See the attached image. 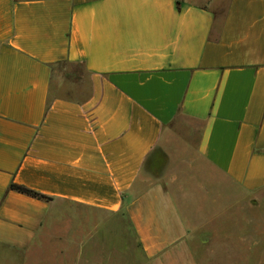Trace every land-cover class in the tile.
Wrapping results in <instances>:
<instances>
[{"label": "crops", "instance_id": "obj_1", "mask_svg": "<svg viewBox=\"0 0 264 264\" xmlns=\"http://www.w3.org/2000/svg\"><path fill=\"white\" fill-rule=\"evenodd\" d=\"M262 197L264 0H0L7 264H262Z\"/></svg>", "mask_w": 264, "mask_h": 264}, {"label": "rangeland", "instance_id": "obj_2", "mask_svg": "<svg viewBox=\"0 0 264 264\" xmlns=\"http://www.w3.org/2000/svg\"><path fill=\"white\" fill-rule=\"evenodd\" d=\"M165 172L168 174V173H172V171L169 169V168H166L165 169ZM170 175V174H168ZM262 204H264V197L261 198V201H260ZM231 203V198H228V204ZM206 214H216V211L215 212H209V213H206ZM255 214L258 215L259 217V223H260V231H259V240H260V245H259V252L260 253H263L264 252V209H260L258 212H256ZM231 223H233V221H230ZM228 229V233L229 232H232V234L234 235L235 234V224L233 223V227H227ZM216 232H217V235H219L220 233H226V229L224 227V229H221V228H217L215 229ZM219 242V241H218ZM227 245H229V242H226ZM192 246H193V249L195 250V253L197 254V258L199 259V262L200 264H206V259H205V254H204V250H203V247L201 245H199L196 241H193L192 243ZM219 248H217V252H216V255H215V258L216 260H212L210 262V264H221V254L220 252L218 251ZM228 259V258H227ZM209 262V261H208ZM261 263L264 264V260H261ZM0 264H7V261L4 260V259H1L0 258Z\"/></svg>", "mask_w": 264, "mask_h": 264}, {"label": "trees", "instance_id": "obj_3", "mask_svg": "<svg viewBox=\"0 0 264 264\" xmlns=\"http://www.w3.org/2000/svg\"><path fill=\"white\" fill-rule=\"evenodd\" d=\"M9 188L15 192H18L20 194H23V195H26V196H29V197H32V198H35L38 200H43V201H47V202L51 200L50 197H47L43 194H40V193L33 191L31 189H28L26 187L16 185L14 183L10 184Z\"/></svg>", "mask_w": 264, "mask_h": 264}]
</instances>
